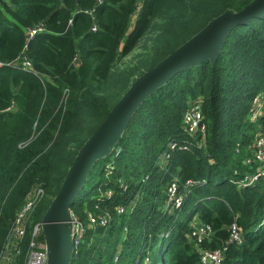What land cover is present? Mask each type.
I'll return each instance as SVG.
<instances>
[{
  "label": "trees",
  "instance_id": "16d2710c",
  "mask_svg": "<svg viewBox=\"0 0 264 264\" xmlns=\"http://www.w3.org/2000/svg\"><path fill=\"white\" fill-rule=\"evenodd\" d=\"M249 1L0 0V60L23 52L31 62L0 66V255L16 211L40 185L44 194L18 242L16 264H23L33 227L78 148L132 79L211 17ZM39 21L45 30L27 37L25 27ZM263 89L264 12L232 26L214 61L179 69L152 90L112 151L94 161L71 204L82 231L69 264H203L189 235L193 221L212 225L209 247L221 246L236 221L242 240L227 243L222 264H264V174L236 181L250 169L243 158L264 123V113L250 117ZM194 99L206 127L190 134L182 115ZM173 179L183 193L178 207L167 191ZM105 211L106 225L91 223L89 213Z\"/></svg>",
  "mask_w": 264,
  "mask_h": 264
},
{
  "label": "water",
  "instance_id": "95a60500",
  "mask_svg": "<svg viewBox=\"0 0 264 264\" xmlns=\"http://www.w3.org/2000/svg\"><path fill=\"white\" fill-rule=\"evenodd\" d=\"M263 12L264 0H250L239 10L226 8L152 67L132 79L78 148L59 188L42 214L40 227L47 251V264L70 263L75 243V218L71 204L94 161L112 151L141 101L175 71L206 58L214 61L231 27Z\"/></svg>",
  "mask_w": 264,
  "mask_h": 264
},
{
  "label": "built area",
  "instance_id": "2783aa9c",
  "mask_svg": "<svg viewBox=\"0 0 264 264\" xmlns=\"http://www.w3.org/2000/svg\"><path fill=\"white\" fill-rule=\"evenodd\" d=\"M85 11L93 16V8L89 7ZM71 18L69 19V21ZM95 28V24L91 26ZM45 30L43 21H39L33 26L25 27V33L27 37H31L33 34ZM74 63L77 61V54L73 58ZM20 64L25 68L31 67L30 60L22 52L16 59L4 61L0 60V66L4 64ZM264 113V89L257 92L251 102L250 117L255 120ZM182 122L187 132L195 134L197 132H203L206 127L204 121V114L201 108L199 100H190L186 105ZM170 148L176 147L175 141H170ZM186 147V145H183ZM250 153L243 158V163L248 165L250 169L244 171L240 178L236 181L242 185L251 184L256 181L261 175L264 174V123L258 125L256 133L250 144ZM164 156H168L165 153ZM236 169L234 173H236ZM239 180V181H238ZM193 181L187 178L185 184H192ZM168 195L176 207L180 206L183 201V193L179 191L177 180L173 179L167 187ZM44 194L43 187L36 185L27 195L23 205L16 211V215L12 226L9 229L7 240L4 245V249L0 256L7 257V261L1 264H16L17 256L20 252L18 242L23 237L26 230L27 217L34 207V205L41 199ZM118 212H122L124 207L119 205L117 207ZM74 216V215H73ZM75 218V217H74ZM110 218L109 211H105L101 214L89 213V219L93 224L106 225ZM228 238L218 247H209L203 245L205 239H210L214 232L212 225L204 221H193L189 235L193 238L196 249L199 253L200 260L203 264H222L224 251L227 248V243L235 242L240 243L242 240V231L236 221L231 222L227 226ZM82 231L81 224L75 219V241L78 240ZM42 236V239L40 238ZM13 240L12 242H10ZM12 247V254H7V248L9 244ZM23 264H47V251L45 247L44 238L41 232L40 222L36 223L33 227L31 238L29 239L27 249L24 254Z\"/></svg>",
  "mask_w": 264,
  "mask_h": 264
},
{
  "label": "rangeland",
  "instance_id": "374dc122",
  "mask_svg": "<svg viewBox=\"0 0 264 264\" xmlns=\"http://www.w3.org/2000/svg\"><path fill=\"white\" fill-rule=\"evenodd\" d=\"M140 3V2H139ZM134 16H135V14H133V16H132V19H131V23L133 22V20H134ZM142 51V49L141 48H139V47H137L136 49H134V50H132L130 53H128L127 55H125V56H123L122 58H120L119 59V62H118V65H123V64H125V63H127V62H129L132 58H134L135 57V55L137 54V53H139V52H141ZM149 65V63L148 64H146L144 67H146V66H148ZM143 67V68H144ZM195 100V99H194ZM190 101V100H189ZM188 101V102H189ZM188 104V103H187ZM183 123V122H182ZM239 181V180H238ZM239 184L240 185H242L240 182H239ZM13 240H11L10 242H12ZM11 244L12 243H10L9 244V246H8V248H7V254L8 255H11L12 254V252H13V250H12V247H11ZM5 261H7V257H2V256H0V264L1 263H5Z\"/></svg>",
  "mask_w": 264,
  "mask_h": 264
}]
</instances>
